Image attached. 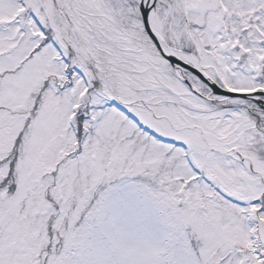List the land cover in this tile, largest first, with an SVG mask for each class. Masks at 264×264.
Listing matches in <instances>:
<instances>
[{"label": "snow or ice", "instance_id": "snow-or-ice-1", "mask_svg": "<svg viewBox=\"0 0 264 264\" xmlns=\"http://www.w3.org/2000/svg\"><path fill=\"white\" fill-rule=\"evenodd\" d=\"M0 264H264V0H0Z\"/></svg>", "mask_w": 264, "mask_h": 264}]
</instances>
